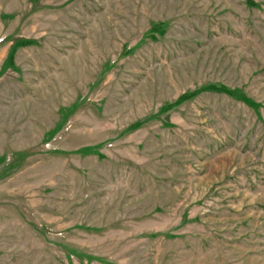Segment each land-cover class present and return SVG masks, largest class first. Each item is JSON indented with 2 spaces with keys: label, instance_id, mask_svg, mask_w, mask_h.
<instances>
[{
  "label": "rangeland",
  "instance_id": "1",
  "mask_svg": "<svg viewBox=\"0 0 264 264\" xmlns=\"http://www.w3.org/2000/svg\"><path fill=\"white\" fill-rule=\"evenodd\" d=\"M251 1L0 0V264H264Z\"/></svg>",
  "mask_w": 264,
  "mask_h": 264
},
{
  "label": "trees",
  "instance_id": "2",
  "mask_svg": "<svg viewBox=\"0 0 264 264\" xmlns=\"http://www.w3.org/2000/svg\"><path fill=\"white\" fill-rule=\"evenodd\" d=\"M245 3H246L247 6H250V7H256L257 6V4H255L251 0H245ZM199 92L200 93H202V92H212V93H221V94H225V95H231V92L229 90H227L226 88H224V87H214V86L203 87V88H201L199 90ZM192 96H193V93L189 94V95H185V96L182 97V100L185 101V100L191 98Z\"/></svg>",
  "mask_w": 264,
  "mask_h": 264
}]
</instances>
